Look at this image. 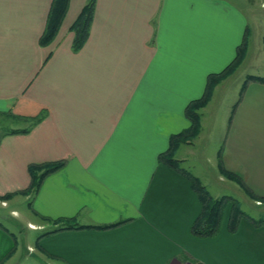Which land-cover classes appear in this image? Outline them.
I'll return each mask as SVG.
<instances>
[{"label": "crops", "instance_id": "crops-1", "mask_svg": "<svg viewBox=\"0 0 264 264\" xmlns=\"http://www.w3.org/2000/svg\"><path fill=\"white\" fill-rule=\"evenodd\" d=\"M244 1L96 0L87 41L73 52L70 28L87 0H69L47 47L39 39L52 0H0V113L47 112L28 134L1 139L0 196L29 188L28 166L65 162L34 195L0 200L16 221L10 227L37 233L19 246L0 222V264H27L28 254L33 264H264V130L254 121L264 119V83H246L222 156L257 197L242 190L256 217L235 198L251 220L229 232L227 205L216 236H192L199 200L183 175L158 161L170 135L189 126L185 106L233 60L245 34V59L203 111L249 63L250 48L264 55V0ZM23 202L26 211L17 209ZM38 216L119 225L38 238L52 228Z\"/></svg>", "mask_w": 264, "mask_h": 264}, {"label": "trees", "instance_id": "trees-1", "mask_svg": "<svg viewBox=\"0 0 264 264\" xmlns=\"http://www.w3.org/2000/svg\"><path fill=\"white\" fill-rule=\"evenodd\" d=\"M68 3L69 0H52L47 17L45 31L39 39V45L41 47H47L55 39L61 22L66 14ZM95 3L96 0H87L81 13L70 28V31L73 33V41L71 45L73 52H78L87 41L90 27L93 21ZM246 54L247 37L245 34L241 44L236 48L233 60L220 72L209 74L207 76L205 88L202 95L197 99L191 100L185 106L184 116L185 119L188 121L189 126L177 134L170 135L167 150L160 153L158 156V161L160 164H163L175 170L189 181L191 189L196 194L199 200L200 213L195 218L190 227V234L196 238H212L218 234L223 220V212L227 205H230V211L227 221V229L229 232L236 231L240 219L247 218L251 220L249 216H247L246 213L242 211L240 203L236 199L230 196H211L207 188L202 184L201 180L191 175L189 171H187V169L182 168L181 162L175 157L177 150L182 144L192 143L199 136L202 127V111L210 103L215 88L223 80L227 79L237 70V68L245 59ZM49 57L50 56H48L46 60ZM248 81H257L260 83H264V78L257 76H246L240 89L241 94L244 91L246 83ZM235 108L236 104L232 108V113L229 118V122H231L232 120V115L234 113ZM0 115L3 116V119L12 120L21 124V127L5 129L0 135L1 141V139L6 136L28 134L46 117L47 112L43 110L35 116H20L14 115L10 112L0 113ZM219 159L220 174L224 178L238 183L243 188L245 193H247L250 197L256 199L257 197L254 196L244 184L242 177L239 174L233 171H228L224 168L221 155H219ZM64 164V161H56L45 164H33L28 166V172L31 177V183L29 185V188L21 192L0 196V200H9L16 194L31 196L34 195L38 191L43 180L48 175L60 170L64 166ZM260 201L264 202V199ZM30 203L31 202L29 201L28 205H30ZM38 217L44 222H47L52 225V228L40 232L38 238L64 230H79L88 228L109 229L119 225L117 223L106 226H81L72 223V220H52L41 216ZM260 222L264 223L263 220H260ZM255 224L257 223L255 222ZM54 225L57 226L54 227Z\"/></svg>", "mask_w": 264, "mask_h": 264}, {"label": "rangeland", "instance_id": "rangeland-1", "mask_svg": "<svg viewBox=\"0 0 264 264\" xmlns=\"http://www.w3.org/2000/svg\"><path fill=\"white\" fill-rule=\"evenodd\" d=\"M233 1H235V3L240 6L245 4L244 0ZM249 51L250 57L247 61V63H249H246L247 65L242 67L232 77V79H230L224 85L225 87H221V89H219L217 96L213 99L210 106H208L205 111H202V125L204 128L203 132L199 134L198 139L196 138L195 142L193 141L194 143L192 142V146L181 145L175 157L177 158L180 154L188 159L187 163L181 164L182 168L187 169L191 175L201 180V182L203 181L204 183L202 182V184L206 185L208 192L213 197L230 196L234 199L236 198L242 202L241 204L243 211L245 210L248 214L256 217V213L251 209L249 202L250 199H247V203L245 199L246 197L243 198V194L245 192L238 183L228 179V182L223 183L222 186V183L218 182L217 180V175L220 174L219 155L223 156L224 142L231 123L229 122V118L231 116L233 106L235 104L236 106L238 105L240 100L239 97L242 95L240 93L242 82L248 74H254L258 76L260 75L262 77L264 76V55L261 53V51L259 52V50L255 54L251 48ZM252 52L253 55L251 57ZM254 121L255 123H259L260 127L264 130V119H256ZM16 127H21V124L12 120L3 118L0 119V135L5 129ZM211 129H214V133H212V135L209 137V131ZM26 204V202L19 204L17 209L26 211ZM11 206H15V204H11ZM5 210H0V222L9 227V229L14 232L19 246H21L23 242H26V239L33 241L37 233L27 229L22 231L24 232L23 234H20L19 231L14 230V228L10 227V225L16 221H12V219L7 217L6 213H8V210ZM32 257V255H27V261H30L27 264H33Z\"/></svg>", "mask_w": 264, "mask_h": 264}, {"label": "water", "instance_id": "water-1", "mask_svg": "<svg viewBox=\"0 0 264 264\" xmlns=\"http://www.w3.org/2000/svg\"><path fill=\"white\" fill-rule=\"evenodd\" d=\"M172 264H178L177 262H173Z\"/></svg>", "mask_w": 264, "mask_h": 264}]
</instances>
